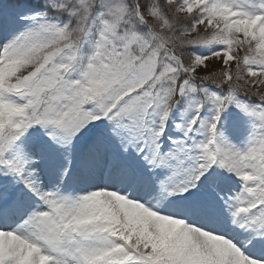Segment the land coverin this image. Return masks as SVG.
I'll list each match as a JSON object with an SVG mask.
<instances>
[{"label":"snow or ice","instance_id":"snow-or-ice-1","mask_svg":"<svg viewBox=\"0 0 264 264\" xmlns=\"http://www.w3.org/2000/svg\"><path fill=\"white\" fill-rule=\"evenodd\" d=\"M0 264H264V0H0Z\"/></svg>","mask_w":264,"mask_h":264}]
</instances>
